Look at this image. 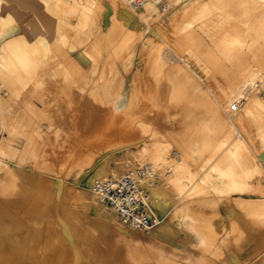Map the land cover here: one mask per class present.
Wrapping results in <instances>:
<instances>
[{
	"label": "rangeland",
	"instance_id": "374dc122",
	"mask_svg": "<svg viewBox=\"0 0 264 264\" xmlns=\"http://www.w3.org/2000/svg\"><path fill=\"white\" fill-rule=\"evenodd\" d=\"M136 1L0 0L1 264L52 235L82 264L264 262V203L218 200L264 186V0ZM125 163L151 168L179 245L105 247L111 212L79 197L95 166Z\"/></svg>",
	"mask_w": 264,
	"mask_h": 264
},
{
	"label": "bare ground",
	"instance_id": "6f19581e",
	"mask_svg": "<svg viewBox=\"0 0 264 264\" xmlns=\"http://www.w3.org/2000/svg\"><path fill=\"white\" fill-rule=\"evenodd\" d=\"M111 1H116V0H111ZM124 2L128 5V6H130V7H133L134 9L135 8H140V6H141V4H140V2L139 1H136V0H124ZM132 8V9H133ZM166 8V7H165ZM139 15V14H138ZM150 16V15H149ZM139 17V16H138ZM142 17V16H141ZM168 17V16H167ZM171 17V16H170ZM176 79H178L177 77H176ZM179 80V79H178ZM180 84H179V82L177 81V83H176V86H179ZM95 110H92V112H94ZM98 111V110H97ZM96 111V112H97ZM89 112H90V110H89ZM88 112V113H89ZM104 112H106V111H104ZM104 112H102V113H104ZM79 113H81V112H79ZM84 113V112H83ZM87 113V111H86V114H88ZM76 114V113H75ZM74 114V115H75ZM99 115H101L100 114V111H99V113H98ZM106 114L108 115V113L106 112ZM106 114H102L101 115V117H99V118H102V117H104ZM77 115V114H76ZM80 116L81 117H83V116H87V115H85V113H84V115L82 116L81 114H80ZM88 116H90V114H88ZM94 116H96V115H94ZM111 115L109 114V117H110ZM73 117V116H72ZM76 117H78V116H76ZM81 117H78V118H81ZM91 117V116H90ZM92 117H93V114H92ZM108 117V116H107ZM96 117H93V120L95 119ZM98 118V117H97ZM112 118V117H111ZM114 118L115 117H113L112 119L114 120ZM117 118H119V117H117ZM72 119V118H71ZM82 119V118H81ZM91 119V118H90ZM108 119V118H107ZM77 120V123H78V121H81V120H79V119H76ZM92 120V122H96L97 120L98 121H100L101 122V119H95L94 121ZM111 120V119H110ZM112 120V121H113ZM71 121H73V119L71 120ZM104 121V120H103ZM102 121V122H103ZM108 121V120H107ZM74 122H76V121H74ZM106 122V121H105ZM124 122V121H123ZM125 122H126V120H125ZM128 122V121H127ZM127 122H126V125H127ZM104 123V122H103ZM107 123V122H106ZM105 123V124H106ZM79 124H80V122H79ZM109 124H113V123H109ZM128 124H129V122H128ZM95 125V124H94ZM75 126H79V125H77V124H75L74 126H73V128L75 127ZM129 126V125H128ZM101 127H103V126H101ZM105 127V126H104ZM108 127H110V126H108ZM116 127V126H115ZM119 127V126H118ZM126 127V126H125ZM76 128V127H75ZM78 128V127H77ZM107 128V127H106ZM113 128V127H112ZM128 128H126V130L125 129H123V132H124V130H125V133H126V136L128 135H132V130H127ZM131 129V128H130ZM104 130H107V129H105L104 128ZM121 130V129H120ZM119 130V131H120ZM110 131H111V129H110ZM117 131V130H116ZM106 132V131H105ZM108 132V134H110L109 133V130L107 131ZM114 132H115V130H114ZM101 133H102V131H101ZM104 133V132H103ZM89 134H91V133H89ZM106 135H107V133H105ZM111 134H112V131H111ZM82 135V134H81ZM85 135V134H84ZM83 135V136H84ZM86 135H87V133H86ZM85 135V137L87 138L88 136H86ZM98 135V137H99V134H97ZM96 135V136H97ZM101 135V134H100ZM124 135V134H123ZM111 136V135H110ZM89 137H90V135H89ZM101 137H103V136H101ZM122 137V135L120 134V133H116V134H114V135H112L111 136V138L113 139V140H116V139H119V138H121ZM109 138V137H108ZM81 140L83 139V138H80ZM90 139V138H89ZM88 139V140H89ZM91 140H93V139H91ZM101 141V138L99 139H97L96 140V142H98V141ZM110 140V139H109ZM108 140V141H109ZM90 142V141H89ZM92 142V141H91ZM103 142V141H102ZM101 142V143H102ZM107 142V141H106ZM110 142V141H109ZM105 144V143H104ZM103 144V145H104ZM80 144H78V146H79ZM88 146H89V144H87ZM103 145H99L100 147H102ZM106 145H108V144H106ZM109 146V145H108ZM74 147V146H73ZM80 147V146H79ZM87 147V146H86ZM92 146H90L89 147V149H94V148H91ZM100 147H98V148H100ZM147 147H148V145L147 144H145V143H142V144H138L134 149H136L138 152H142V151H144L145 149H147ZM80 148H83V147H80ZM85 148V147H84ZM105 148H106V146H105ZM124 149V148H123ZM200 149H201V147H198L197 148V150H196V152H199L200 151ZM75 150H83V149H77V147H76V149ZM95 150V149H94ZM128 150V149H127ZM71 151H72V149H71ZM97 151V150H96ZM123 151V150H122ZM124 151H126V150H124ZM74 152V151H73ZM79 152V151H78ZM78 152H74V153H78ZM82 152V151H81ZM83 152H85V151H83ZM113 152V151H112ZM111 152V155H114L113 153ZM144 153V152H143ZM146 153H147V151H146ZM83 154V153H82ZM81 154V155H82ZM85 154V153H84ZM71 155H72V152H71ZM75 155V154H74ZM73 156V155H72ZM72 156H71V158H72ZM78 156V155H77ZM80 156V155H79ZM90 155H88L87 157H89ZM86 156H84L83 158H85ZM141 157V156H140ZM161 158V154L158 152L156 155H155V159H160ZM259 158H260V160H259V163H264V154L263 155H261V156H259ZM89 159V158H88ZM87 159V160H88ZM72 160V159H71ZM76 160V159H75ZM84 160V159H83ZM82 160V161H83ZM258 161V160H257ZM78 162H80V160L78 161ZM86 162V161H85ZM82 163V162H81ZM76 164H78L77 162H76ZM80 164V163H79ZM79 164H78V166H79ZM85 164V163H84ZM75 164L73 163V166H74ZM81 166V165H80ZM130 165L128 164V163H125L123 166H119V168H117V169H115L114 171H111V172H107L106 171V169L103 167V165L102 164H99V165H97V166H95L93 169H92V171H91V173L90 174H88L87 176H86V179H85V184H83V187H85V188H87V190H85V191H83L82 193H81V196L79 197V202H81L82 204H84V205H86V206H93L94 205V201H93V194L92 193H95V191H94V185H95V182L98 180V179H103V178H107V177H116V176H120V175H118V174H121V172L122 171H124V170H126L127 169V167H129ZM144 166V165H143ZM146 166V165H145ZM148 166V165H147ZM132 169H134V168H131V169H128L127 171H130V170H132ZM82 171H83V169H82ZM126 171V172H127ZM125 172V173H126ZM86 174V173H85ZM122 174H124V173H122ZM121 174V175H122ZM206 178H208L209 177V174H207L206 176H205ZM152 179H153V177L152 178H145V179H143L142 181H141V183H142V185H143V187H146V189H147V191H148V204L151 206V208H152V214H153V217L155 218V225H154V227H153V231H151V232H148V233H145V232H143L142 231V229H137V228H134V227H129V226H125V225H120V224H117L116 223V221H115V219H117L116 218V216L113 214V212L112 211H110L111 213H108V212H106L107 213V219L99 226V230H100V233H102L103 235H104V237H105V239L108 241V246H105V247H110V248H113L114 249V247L115 246H117V244H118V242L120 241V240H128V239H130V240H132L133 242H144V244H147V245H153V246H162V248H165V249H167L170 245H174V244H176V245H179L180 244V241H179V236H178V234H177V232H176V230L173 228V226H172V210L170 209V210H168L167 211V213H166V215H168L167 217L169 218V220H162L159 216H162V213H163V209H165V207H166V204L164 203V199H162L160 196H158L157 194H156V190H155V188H153V187H155V183H154V181H152ZM218 180V179H217ZM220 182H222V179H220L219 180ZM153 184H152V183ZM220 182H218V183H220ZM216 184H217V182H216ZM224 184V183H223ZM260 187H262V189H260V190H258V191H253V192H250V193H248L247 195H242V194H239V195H237V196H228V195H220L219 197H218V200L220 201V202H222V201H229L232 205L234 204V203H237V204H243V205H250V204H259L260 205V203H264V186H262V185H260ZM152 198H153V200L155 199V202H156V207L160 210V211H157V209H156V207H155V205L153 204V201H152ZM106 208V207H105ZM160 212V213H159ZM155 214H157V215H155ZM115 217H114V216ZM160 218V219H159ZM190 219L189 218H186V220H185V226H186V228L192 233V234H194L195 236H197V237H200L199 235H197L196 234V232H195V230H197V227H193V226H190L187 222L189 221ZM65 223H62V225H64ZM66 225V224H65ZM65 227V226H64ZM200 228V227H199ZM262 228H264V226L262 227ZM72 229V228H71ZM73 230V229H72ZM66 231V232H65ZM67 233L68 232V229H66L65 230V228H64V231H63V233ZM74 232V231H73ZM242 232L243 233H245V230L243 229L242 230ZM64 233V234H65ZM164 234H168V235H172V237H174L175 236V238H173V239H171V240H167V239H165L166 237L165 236H163ZM225 234H228L227 233V231H226V233ZM53 236V235H52ZM52 236H49V237H46V239L47 240H45L44 241V244H41L40 246H39V248H38V251H35V250H29V251H27V252H21L20 251V253H19V258H22V259H24V262L25 263H23V264H82V255H81V252H74V250H70V248L69 249H67V250H65L64 248L63 249H60V248H58L57 249V246L55 247V245H57L56 244V240H55V238L54 237H52ZM71 240H70V246H71V248L75 245V244H73L72 243V241L75 239L74 237H69ZM66 241L68 240V237H67V239L66 238H64ZM73 239V240H72ZM175 239V240H174ZM73 244V245H72ZM242 245V244H241ZM75 247V246H74ZM17 248V247H16ZM55 249H57V251L55 250ZM105 253H107V249L105 250V248H103L102 249ZM110 251H111V249H110ZM36 253L39 255L38 256V258L37 259H34V258H32L33 256H35L36 255ZM109 253V252H108ZM111 257V253H109V254H106L105 255V257H104V259L102 260L103 261V264H106L108 261H109V258ZM155 259L158 261V263H164V264H166L167 262H170V261H167L166 259H162V256H158V255H156L155 254ZM29 258V259H28ZM110 262V261H109ZM114 262H116V263H114ZM114 264H118L117 263V261H115L114 260ZM11 263H13V262H11ZM1 264V263H0ZM2 264H4V263H2ZM19 264V263H18ZM262 264H264V262L262 263Z\"/></svg>",
	"mask_w": 264,
	"mask_h": 264
},
{
	"label": "built area",
	"instance_id": "2783aa9c",
	"mask_svg": "<svg viewBox=\"0 0 264 264\" xmlns=\"http://www.w3.org/2000/svg\"><path fill=\"white\" fill-rule=\"evenodd\" d=\"M152 177L151 168L141 166L120 176L97 180L94 191L121 224L149 230L154 227L155 218L148 204V191L141 181Z\"/></svg>",
	"mask_w": 264,
	"mask_h": 264
}]
</instances>
